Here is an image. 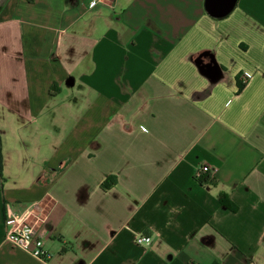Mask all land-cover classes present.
Here are the masks:
<instances>
[{"label":"crops","instance_id":"1","mask_svg":"<svg viewBox=\"0 0 264 264\" xmlns=\"http://www.w3.org/2000/svg\"><path fill=\"white\" fill-rule=\"evenodd\" d=\"M85 2L0 10V264H264V0Z\"/></svg>","mask_w":264,"mask_h":264},{"label":"built area","instance_id":"2","mask_svg":"<svg viewBox=\"0 0 264 264\" xmlns=\"http://www.w3.org/2000/svg\"><path fill=\"white\" fill-rule=\"evenodd\" d=\"M102 1L103 0H86L85 6L92 8ZM240 80L244 84L247 81V75H242ZM216 170L217 166L215 164L202 163L195 167L193 177L200 183H205L214 177ZM204 178L208 180L203 181ZM29 218V211L15 213L10 204H5L4 237L15 246L30 252L35 257L43 260L47 259L49 254L44 249L42 236L36 232V229L29 221ZM134 241L136 244L146 245L150 243L151 237L137 233L134 237Z\"/></svg>","mask_w":264,"mask_h":264},{"label":"trees","instance_id":"3","mask_svg":"<svg viewBox=\"0 0 264 264\" xmlns=\"http://www.w3.org/2000/svg\"><path fill=\"white\" fill-rule=\"evenodd\" d=\"M5 1H6V0H0V10L2 9V6H3V4L5 3ZM242 87H243V83H239V86H238L239 90H240ZM206 180H208V179L204 178L203 181H206ZM114 183H115V178H114V177H111V178L107 179L106 181H104V182L102 183V186H103L104 188H107V187L113 185ZM220 200H221V202L224 203L225 205H227V204L229 205L228 201L226 200V198H225L224 196L221 197Z\"/></svg>","mask_w":264,"mask_h":264}]
</instances>
